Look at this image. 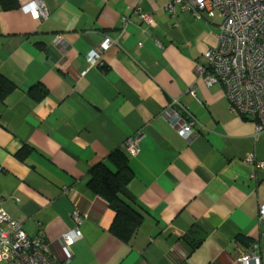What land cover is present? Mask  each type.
<instances>
[{
  "label": "crops",
  "instance_id": "crops-1",
  "mask_svg": "<svg viewBox=\"0 0 264 264\" xmlns=\"http://www.w3.org/2000/svg\"><path fill=\"white\" fill-rule=\"evenodd\" d=\"M44 1L46 21L0 5V74L17 85L0 102L1 208L56 264H243L256 245L264 264V169L247 162H264V131L197 73L219 45L220 14L169 12L170 0ZM106 38L116 44L103 51ZM174 99L190 109L197 136L182 137L164 116ZM118 150L144 216L129 242L111 232L114 211L88 186ZM65 234H77L70 247ZM189 236L202 237L198 248Z\"/></svg>",
  "mask_w": 264,
  "mask_h": 264
},
{
  "label": "built area",
  "instance_id": "built-area-1",
  "mask_svg": "<svg viewBox=\"0 0 264 264\" xmlns=\"http://www.w3.org/2000/svg\"><path fill=\"white\" fill-rule=\"evenodd\" d=\"M20 6L24 12L43 21L49 18L44 0H20ZM176 6L190 11L198 19L203 13L213 16L215 12L223 18L219 45L204 52L197 73L208 86L222 85L231 112L255 121L257 132H263L264 0H170L166 9L173 12ZM134 14L148 26H155L152 16L143 13L139 7ZM123 21L126 24L129 20L125 18ZM61 40L59 36L57 43ZM115 44L116 41L106 38L101 49L107 50ZM86 57L92 65L98 64L101 59L96 51L88 52ZM190 93L196 98L195 90ZM163 113L182 137L188 139L199 134L193 114L181 100L174 99ZM138 141V138L128 140L125 144L127 150L137 152ZM247 162L264 169V162L257 161L254 156H249ZM3 202L4 198L0 195V223L7 225V229L0 230V264H56L48 254L46 244L41 239L28 236L19 222L1 208ZM74 220L77 224L82 223L79 214ZM259 222L264 223V205L259 210ZM76 238L77 234L63 236L68 247L74 244ZM239 262L261 264L259 247L256 245L241 256Z\"/></svg>",
  "mask_w": 264,
  "mask_h": 264
},
{
  "label": "trees",
  "instance_id": "trees-1",
  "mask_svg": "<svg viewBox=\"0 0 264 264\" xmlns=\"http://www.w3.org/2000/svg\"><path fill=\"white\" fill-rule=\"evenodd\" d=\"M19 4V0H0L1 8L5 12L21 8ZM16 89L15 83L0 74V102L5 101ZM26 154V149L20 152L21 157ZM109 163V165L103 164L92 170L88 186L93 192L105 199L114 211L111 232L120 240L129 242L144 221V216L141 214V210L135 208L134 205L137 202L128 189L134 172L128 156L122 151L113 152ZM188 239L192 243L193 249H196L200 245L202 237L189 236Z\"/></svg>",
  "mask_w": 264,
  "mask_h": 264
}]
</instances>
